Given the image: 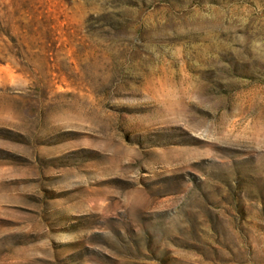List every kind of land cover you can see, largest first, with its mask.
Masks as SVG:
<instances>
[{
    "label": "rangeland",
    "instance_id": "1",
    "mask_svg": "<svg viewBox=\"0 0 264 264\" xmlns=\"http://www.w3.org/2000/svg\"><path fill=\"white\" fill-rule=\"evenodd\" d=\"M0 264H264V0H0Z\"/></svg>",
    "mask_w": 264,
    "mask_h": 264
}]
</instances>
